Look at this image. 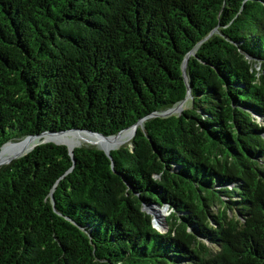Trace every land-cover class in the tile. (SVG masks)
<instances>
[{
	"label": "trees",
	"instance_id": "trees-1",
	"mask_svg": "<svg viewBox=\"0 0 264 264\" xmlns=\"http://www.w3.org/2000/svg\"><path fill=\"white\" fill-rule=\"evenodd\" d=\"M255 116L264 0H0V150L137 128L110 155L47 143L0 166V264H264Z\"/></svg>",
	"mask_w": 264,
	"mask_h": 264
},
{
	"label": "bare ground",
	"instance_id": "bare-ground-1",
	"mask_svg": "<svg viewBox=\"0 0 264 264\" xmlns=\"http://www.w3.org/2000/svg\"><path fill=\"white\" fill-rule=\"evenodd\" d=\"M169 111L170 110L162 112L161 114H168ZM132 133L133 132L129 130L109 139H104L87 132L76 131L68 132L65 134H46L37 138H26L19 142L12 141L5 145L0 151V164H5L11 162V160H14L15 158H18L22 154L30 151L37 144V142L40 141H54L57 143H64L65 141H68L72 144V146L70 143H65L69 144L73 149L75 148L73 146L82 145V143H91L110 150L116 147H121L126 141L130 139ZM153 213L155 214V225L159 228H162L164 226V219H166L167 217L166 212L164 210H161Z\"/></svg>",
	"mask_w": 264,
	"mask_h": 264
},
{
	"label": "rangeland",
	"instance_id": "rangeland-1",
	"mask_svg": "<svg viewBox=\"0 0 264 264\" xmlns=\"http://www.w3.org/2000/svg\"><path fill=\"white\" fill-rule=\"evenodd\" d=\"M181 105V106H180ZM183 106V107H182ZM188 107V101H186L185 103H183V104H179V105H176V106H174L173 108H172V111L170 110L169 111V113L168 114H166L165 116H167V117H169V116H172V115H180L186 108ZM256 118H257V120H258V122L261 124V125H263L264 126V119H262V118H259V117H257V116H255ZM129 131V130H128ZM131 132H133L132 130H130ZM133 137H134V133H132L131 134V137H130V139L128 140V141H126L121 147H123V146H126V145H131V142H132V139H133ZM24 139H26V138H24ZM24 139H21V140H24ZM21 140H16V141H13V142H19V141H21ZM41 142L42 141H40V142H37V144L33 147V148H35L37 145H39V144H41ZM65 142H67V143H70V142H68V141H65ZM64 142V143H65ZM61 143V142H60ZM71 144V143H70ZM71 146H72V144H71ZM73 147H94V148H98V149H100V148H102V147H100V146H97V145H94V144H91V143H82V145H77V146H73ZM121 147H116V148H114V149H119V148H121ZM33 148L30 150V151H28V152H26V153H24V154H22L21 156H19L18 158H20V157H22V156H24V155H27L28 153H30L31 151H33ZM113 149V150H114ZM111 150V149H110ZM18 158H15L14 160H16V159H18ZM14 160H11V162L12 161H14ZM11 162H8V163H5V164H0V166H2V167H5V166H8L9 164H11ZM1 167V168H2ZM0 168V169H1ZM155 210H158V211H161V210H164L165 212H166V216L168 217L169 215H170V211H169V209H165V207H153ZM146 210L148 211V212H152L153 213V210H150L149 209V207H146ZM166 217V218H167ZM165 226H163L162 228H159V229H161L163 232H167L168 231V225H167V227H165Z\"/></svg>",
	"mask_w": 264,
	"mask_h": 264
},
{
	"label": "water",
	"instance_id": "water-1",
	"mask_svg": "<svg viewBox=\"0 0 264 264\" xmlns=\"http://www.w3.org/2000/svg\"><path fill=\"white\" fill-rule=\"evenodd\" d=\"M188 64V59L186 60V64L185 65H187ZM190 92H191V90L189 89L188 90V95H187V98L185 99V101L184 102H182L181 104H183V103H185L186 101H188L189 100V98H190ZM159 116H162V117H167V116H165L166 114H158ZM157 115V116H158ZM136 126L135 127H133L131 130L133 131V133H134V135L136 134ZM87 132V133H90V134H92V135H96V136H98V137H101V138H104V139H109V138H111V137H113V136H110V137H106V136H104V135H101V134H95V133H92V132H90V131H87V130H82V129H72V130H69V131H63V132H45V133H43V134H41V135H38V136H29V137H27V138H37V137H41V136H43V135H46V134H65V133H68V132ZM125 131H128V130H125ZM125 131H122V132H120V133H118L117 135H119V134H121V133H123V132H125ZM114 136H116V135H114ZM47 143H53V144H56V145H64V146H66L68 149H69V152H70V154L72 155V156H74V149L73 148H71L70 147V145L69 144H67V143H57V142H54V141H42L41 142V144H47ZM8 144V143H7ZM7 144H5V145H7ZM4 145V146H5ZM3 146V147H4ZM3 147L1 148V150L3 149ZM77 148V147H76ZM34 149V148H33ZM0 150V151H1ZM100 150H103L105 153H107L108 155H110V152L113 150V149H111V150H109V149H106V148H100ZM114 150H117V149H114ZM25 156V155H24ZM23 157V156H22ZM21 158V157H20ZM19 159V158H18ZM54 199V198H53ZM153 207H159V206H153ZM153 207H149V209L150 210H153V212H158V210H155ZM165 207V209H169V206H164ZM151 215H153V216H155V214L154 213H152V212H149ZM154 224H155V221H154ZM164 226L165 227H167V222H166V219H164ZM155 227L156 228H158L156 225H155ZM159 229V228H158ZM160 231H162L161 229H159ZM163 232V231H162Z\"/></svg>",
	"mask_w": 264,
	"mask_h": 264
}]
</instances>
